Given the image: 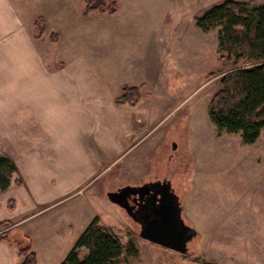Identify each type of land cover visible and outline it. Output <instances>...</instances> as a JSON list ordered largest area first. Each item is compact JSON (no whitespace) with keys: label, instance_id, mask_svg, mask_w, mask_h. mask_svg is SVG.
Masks as SVG:
<instances>
[{"label":"rangeland","instance_id":"1","mask_svg":"<svg viewBox=\"0 0 264 264\" xmlns=\"http://www.w3.org/2000/svg\"><path fill=\"white\" fill-rule=\"evenodd\" d=\"M13 1L23 15L32 13V36L42 50L47 47L50 54L65 57H123L111 60L119 66L112 67L113 75L99 69L105 82L126 83L132 76L143 80V89L155 102L153 111L148 103L139 108L141 114H155L150 135L155 138V166L167 158L168 166L159 175L173 181L183 198L186 223L199 231L185 255L146 241L140 237V226L117 205L93 196V188L68 202L73 205L69 214L78 218L73 237L99 217L125 246L132 242L138 249V256L124 255L118 264H264V129L255 144L247 145L239 134L219 133L209 117L223 75L235 66L218 54L219 30L204 33L196 20L226 0H121L113 16H85L83 0ZM57 9L64 13L60 19L54 18ZM39 18L46 23L42 37L35 26ZM147 57H155L160 66L152 81L142 73L135 76L139 62L147 63ZM54 59L49 58V64L54 65ZM130 64L134 67L127 71ZM137 177L142 178L141 173H125L119 167L108 185H140ZM110 187L105 192L113 191ZM87 255L88 250L80 257Z\"/></svg>","mask_w":264,"mask_h":264},{"label":"crops","instance_id":"2","mask_svg":"<svg viewBox=\"0 0 264 264\" xmlns=\"http://www.w3.org/2000/svg\"><path fill=\"white\" fill-rule=\"evenodd\" d=\"M54 13L56 19L64 14ZM32 23V13L23 15L13 0H0V157L11 159L18 169L10 188L0 190V220L12 223L14 241L31 239L37 264H60L80 237H73L78 218L69 214L73 205L68 202L93 188V196L108 200L105 189L116 168L141 173L139 184L155 171L161 174L168 161L155 166V114L139 112L147 103L155 110V102L143 80L132 76L126 83H108L101 75H113L112 67L119 66L111 60L123 57L50 54L33 38ZM49 58H55L54 65ZM151 58L139 62L135 76L155 79L160 66ZM131 84L140 89L138 104H117L122 89ZM18 179L21 184L15 183ZM86 251L79 250V256ZM23 260L9 242L0 240V264Z\"/></svg>","mask_w":264,"mask_h":264},{"label":"trees","instance_id":"3","mask_svg":"<svg viewBox=\"0 0 264 264\" xmlns=\"http://www.w3.org/2000/svg\"><path fill=\"white\" fill-rule=\"evenodd\" d=\"M120 1L83 0L85 16H113L119 11ZM196 25L204 33L219 30L218 54L223 60L232 61L235 66L223 75L221 89L211 99L209 117L219 133L239 134L244 144H255L264 129V4L226 0L209 8L196 20ZM35 26L41 30L42 37L46 29L44 19H37ZM123 92L116 103L135 107L140 100V89L124 87ZM17 173L15 163L1 156V191L10 188ZM15 183L21 184L22 180L18 179ZM9 208L14 209L12 202ZM11 225L10 221L0 220V240L9 242L24 258L21 264H37V255L32 249L30 238L22 236L19 241H14ZM81 249L88 250L83 260L79 256ZM124 255L138 256L137 247L132 242L125 246L96 217L60 264H118Z\"/></svg>","mask_w":264,"mask_h":264},{"label":"water","instance_id":"4","mask_svg":"<svg viewBox=\"0 0 264 264\" xmlns=\"http://www.w3.org/2000/svg\"><path fill=\"white\" fill-rule=\"evenodd\" d=\"M152 185L127 186L119 191H108V200L123 209L140 225V237L181 254H188L190 245L199 231L186 223L184 206L180 197L166 184L163 191H155ZM147 196L145 203L136 210L138 198ZM132 201L133 205L130 204Z\"/></svg>","mask_w":264,"mask_h":264},{"label":"flooded vegetation","instance_id":"5","mask_svg":"<svg viewBox=\"0 0 264 264\" xmlns=\"http://www.w3.org/2000/svg\"><path fill=\"white\" fill-rule=\"evenodd\" d=\"M171 185V188L175 191V193L180 197V201L182 202L183 198L181 197V195L176 191V188L174 186V183L171 179H169V177L166 175V176H161L155 171V175L148 178L147 180H145L143 183H139L141 186H144L145 184L147 185H152L153 184V189H155V191H163L161 190V188H164L166 186V184H169ZM127 186H130L128 184H123V185H119V186H116V187H111V189L113 191H119L123 188H126ZM131 186H139V185H131ZM147 199V196H145V198L143 199H140L138 198V204L136 206V210L139 209L144 203H145V200ZM183 203V202H182ZM130 204L133 205L132 201H130ZM139 225V224H138ZM140 226V225H139Z\"/></svg>","mask_w":264,"mask_h":264}]
</instances>
